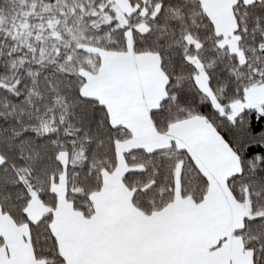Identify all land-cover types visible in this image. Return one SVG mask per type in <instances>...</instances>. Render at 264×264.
<instances>
[{
  "label": "snow or ice",
  "instance_id": "obj_1",
  "mask_svg": "<svg viewBox=\"0 0 264 264\" xmlns=\"http://www.w3.org/2000/svg\"><path fill=\"white\" fill-rule=\"evenodd\" d=\"M0 264H264V0H0Z\"/></svg>",
  "mask_w": 264,
  "mask_h": 264
}]
</instances>
